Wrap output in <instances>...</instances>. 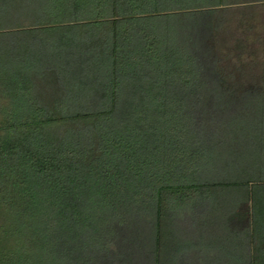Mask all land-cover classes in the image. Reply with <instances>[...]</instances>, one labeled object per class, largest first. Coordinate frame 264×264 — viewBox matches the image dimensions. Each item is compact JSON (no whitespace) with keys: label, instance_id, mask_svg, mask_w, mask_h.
<instances>
[{"label":"trees","instance_id":"trees-1","mask_svg":"<svg viewBox=\"0 0 264 264\" xmlns=\"http://www.w3.org/2000/svg\"><path fill=\"white\" fill-rule=\"evenodd\" d=\"M0 264H264V0H0Z\"/></svg>","mask_w":264,"mask_h":264}]
</instances>
